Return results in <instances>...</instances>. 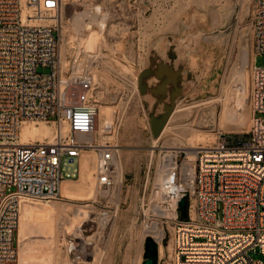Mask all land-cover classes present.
<instances>
[{
    "label": "rangeland",
    "instance_id": "rangeland-1",
    "mask_svg": "<svg viewBox=\"0 0 264 264\" xmlns=\"http://www.w3.org/2000/svg\"><path fill=\"white\" fill-rule=\"evenodd\" d=\"M251 18V0H61L56 27L62 64L78 50L97 55L80 57L77 70L93 74L99 129L115 123L116 183L98 188L94 152H83L78 176L62 183L69 198L36 202L41 210L53 208L59 230L53 249L30 243L47 233L33 225L24 235L21 258L18 222L12 264H141L146 235L157 242L159 264L168 263L170 227L149 204L158 151L197 150L223 137L246 135L254 61ZM256 63L263 64L264 55ZM237 71L246 79L245 103L230 92ZM162 116L155 135L152 122ZM42 125L48 126L38 123L40 131ZM41 134L35 130L27 137H46Z\"/></svg>",
    "mask_w": 264,
    "mask_h": 264
},
{
    "label": "built area",
    "instance_id": "built-area-1",
    "mask_svg": "<svg viewBox=\"0 0 264 264\" xmlns=\"http://www.w3.org/2000/svg\"><path fill=\"white\" fill-rule=\"evenodd\" d=\"M60 9L61 0H0V264L16 260L23 204L59 199L62 180L78 176L83 152H94L98 188L116 183L115 123L99 129L93 74L76 70L80 57L97 55L78 50L62 64ZM251 15L246 135L194 154L158 151L164 176L153 188L160 197L149 204L170 227L167 264H264V63H256L264 55V0H251ZM38 123L51 128V137L21 142V128Z\"/></svg>",
    "mask_w": 264,
    "mask_h": 264
},
{
    "label": "bare ground",
    "instance_id": "bare-ground-1",
    "mask_svg": "<svg viewBox=\"0 0 264 264\" xmlns=\"http://www.w3.org/2000/svg\"><path fill=\"white\" fill-rule=\"evenodd\" d=\"M98 23L100 25V28H102L104 26L103 25L104 24L103 23V19L101 21L97 22V24ZM243 65H244V63H243ZM239 71H241V70H239ZM237 73H236L237 76H235L234 80L232 81V84H231L232 87H230L231 88V91L230 92L233 94L234 97H237L238 99L243 100V102H244L246 100V94H245L246 79L243 77L244 76L243 74H241L238 71H237ZM231 98H232V96H231ZM98 114H99V112H98ZM185 114H187V113H185ZM40 127L42 128V131H40L39 130V127L36 126V125H34V124H26V125H24L21 128L20 141L21 142L32 141L27 136L29 134L35 132V130L36 131L38 130L42 134H46L45 135L46 137H51V135H52L51 128H49L48 126H44V125H42ZM43 138L44 137L40 136L39 138H37L35 140H43ZM195 152H196L195 149L188 151V153H191V154H194ZM81 166H82V161H81ZM162 171H163V169L162 170L160 169L159 172H158V174H157L156 181H158V182L161 181V178L164 176V171L163 172ZM64 181H66V179H63L62 182H61V185H60V195H61V199L62 200L68 199L69 198L68 195H70V194H67L65 192V190L63 192H61V190H62V183ZM159 197H160V195L155 194L152 197V199L156 200ZM36 202H40V201L27 202V203L23 204V206L21 207V211H20V215H19V221H18L20 223V234H21V237H22L21 240H20L21 243L19 244V248H18L19 249V253L21 255L20 256L21 258H24L25 257V250H26V244H27L26 242L27 241L24 240L25 239V236L24 235H25L26 231L28 230V227L35 225L40 232L41 231H47V233L45 235H41L40 238L37 236L38 238L31 240L30 243L32 245H34L33 243H35V244L38 245V247L41 246V248H45V250H46V247H48V246H51V247L54 246L56 244V242H57V239H58L59 230H58L57 226L55 225V217L53 215L54 212L52 213L53 208L50 207L51 211L41 210V208L36 207L38 205ZM33 221L36 222V223H34ZM152 223H155V222H152ZM156 226H157V224H156ZM39 231L37 232V234L39 233ZM40 234H38V235H40ZM42 234H44V232H42ZM52 249H53V247H52ZM158 251H159V249H158ZM56 260H57V258H56ZM24 262H25V260H24ZM53 262L55 263V261H53Z\"/></svg>",
    "mask_w": 264,
    "mask_h": 264
},
{
    "label": "water",
    "instance_id": "water-1",
    "mask_svg": "<svg viewBox=\"0 0 264 264\" xmlns=\"http://www.w3.org/2000/svg\"><path fill=\"white\" fill-rule=\"evenodd\" d=\"M165 121V117L162 118L157 122L153 121V133L156 135L158 131L161 129ZM179 206L181 210V215H185V201L181 199L179 201ZM142 262L141 264H158V245L156 240L151 235H146L143 240V253H142ZM264 259V257H263Z\"/></svg>",
    "mask_w": 264,
    "mask_h": 264
}]
</instances>
